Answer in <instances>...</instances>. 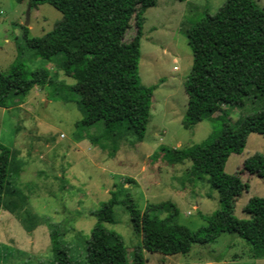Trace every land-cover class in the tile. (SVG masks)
Listing matches in <instances>:
<instances>
[{"label": "rangeland", "instance_id": "obj_1", "mask_svg": "<svg viewBox=\"0 0 264 264\" xmlns=\"http://www.w3.org/2000/svg\"><path fill=\"white\" fill-rule=\"evenodd\" d=\"M256 1L264 9V0ZM226 4L227 0H158L146 11L139 76L142 85L155 90L145 138L134 143L126 137L93 140L103 128L78 126L85 112L77 94L66 87L76 81L56 62L28 48L53 30L63 14L50 4L30 9L29 0H0V72L8 74L22 63L31 72L48 70L54 81L34 88L22 105L0 108V145L11 151V182L0 209V264H54L55 227L71 259L87 264L86 240L97 223L92 213L119 187L127 189L144 211L172 203L180 211V224L194 231L206 226L203 217L221 208L219 193L207 176L190 182L191 162L169 165L160 148L199 145L223 128L218 117L224 112L191 128L183 125V118L188 105L185 82L193 66L187 33L207 13L215 15ZM134 26L135 22L129 37ZM223 108L235 123L263 110L264 101L250 98L242 107ZM256 153L264 154V136L252 133L241 151L232 152L225 172L235 174ZM243 179L250 189L237 198L234 215L239 219L248 218L244 207L250 198L264 196L263 179L248 174ZM173 211L156 210L161 218ZM114 216L116 223L103 225L122 237L132 260L134 251L142 248V236L134 232L124 205L115 206ZM250 249L237 234L223 233L215 242L194 245L188 255L143 254L146 264H264V258H253Z\"/></svg>", "mask_w": 264, "mask_h": 264}, {"label": "trees", "instance_id": "obj_2", "mask_svg": "<svg viewBox=\"0 0 264 264\" xmlns=\"http://www.w3.org/2000/svg\"><path fill=\"white\" fill-rule=\"evenodd\" d=\"M31 8L50 4L63 14L55 28L28 48L38 57L56 62L76 83L66 86L77 94L85 112L78 123L86 129L102 126L93 136L99 142L112 137L144 140L151 117L155 86L140 83L139 62L145 13L158 0H29ZM135 22V33L129 37ZM193 66L185 82L188 95L183 125L191 128L224 112L218 118L223 128L202 144L189 148H160L169 165L191 162L188 180L208 177L219 193L221 208L204 216L206 226L194 231L179 223L175 204L162 203L153 210L140 209L130 192L119 187L110 199L93 212L97 223L87 243V264H146L144 251L164 256L188 255L196 244L215 242L223 233H234L250 246L253 258H264V196L252 197L244 207L247 219L234 215L239 196L250 189L243 174L264 180V154L248 157L235 174L225 167L234 151H241L250 134L264 136V109L239 119L228 120L223 106L239 108L247 99L264 101V9L256 0H227L215 15L207 13L188 31ZM54 84L46 69L28 71L22 63L8 74L0 72V108L22 105L38 87ZM0 209L11 182L10 149L0 145ZM158 153L153 156L158 157ZM124 205L142 248L132 260L122 237L104 227L116 223L114 208ZM174 208L166 218L158 209ZM81 237V235H78ZM54 264H79L61 247L57 227L51 232Z\"/></svg>", "mask_w": 264, "mask_h": 264}, {"label": "water", "instance_id": "obj_3", "mask_svg": "<svg viewBox=\"0 0 264 264\" xmlns=\"http://www.w3.org/2000/svg\"><path fill=\"white\" fill-rule=\"evenodd\" d=\"M30 9H31V6H30ZM27 26L29 25V21L27 22V24H26Z\"/></svg>", "mask_w": 264, "mask_h": 264}, {"label": "crops", "instance_id": "obj_4", "mask_svg": "<svg viewBox=\"0 0 264 264\" xmlns=\"http://www.w3.org/2000/svg\"><path fill=\"white\" fill-rule=\"evenodd\" d=\"M177 68V67H176ZM5 109V108H4ZM92 129H94V128H92Z\"/></svg>", "mask_w": 264, "mask_h": 264}]
</instances>
